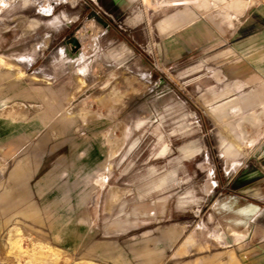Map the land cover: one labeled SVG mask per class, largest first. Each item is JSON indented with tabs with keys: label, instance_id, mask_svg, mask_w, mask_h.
I'll return each mask as SVG.
<instances>
[{
	"label": "rangeland",
	"instance_id": "obj_1",
	"mask_svg": "<svg viewBox=\"0 0 264 264\" xmlns=\"http://www.w3.org/2000/svg\"><path fill=\"white\" fill-rule=\"evenodd\" d=\"M162 1L0 0V55L11 64L0 65V116L36 117L37 136L98 154L73 202L37 221L41 250L11 236L17 264H33L30 254L41 264H236L264 244V216L222 206L245 203L242 189L262 198L264 111L252 121L210 112L250 88L213 98L242 79L253 44L264 49V18L251 27L208 14L171 31L163 17L187 8L157 10Z\"/></svg>",
	"mask_w": 264,
	"mask_h": 264
},
{
	"label": "crops",
	"instance_id": "obj_2",
	"mask_svg": "<svg viewBox=\"0 0 264 264\" xmlns=\"http://www.w3.org/2000/svg\"><path fill=\"white\" fill-rule=\"evenodd\" d=\"M202 1L164 0L157 10L177 9L181 5H186L187 9H177L174 13L165 15L161 22L162 28L172 31L208 14L235 25L236 21L237 24L245 21V25L251 27H255L264 18V8L255 7L253 12V7L241 10L236 17L229 18L220 12H213L210 3ZM190 4L192 6H187ZM39 22L37 20L36 24ZM59 23L55 28L63 25L62 20H59ZM252 48L246 59L240 58L241 68L238 73L242 75V79L234 80L221 92L213 93V98H220L227 93L232 94L241 87L250 88L245 94L213 106L210 112L216 120L228 119L236 110L242 113L264 111V49L261 50L257 44H253ZM60 50H57V54L62 56ZM0 58L1 66H11L2 55ZM4 104L5 99H1L0 106ZM73 147V144L67 142L52 143L47 136H37L36 117L23 119L0 116V264H17V260L20 262L21 250H18L16 256L10 253L11 236L29 235L34 242L26 249L31 251L32 245L37 244V251L41 250L44 244L37 243V221L56 217L59 203H72V189L76 182L98 167V154L92 148L75 152ZM87 180L91 181L89 176ZM259 187L262 193L255 190L254 194L262 196L261 199H253L242 189V195L236 197L245 200V203L234 207V201H229L222 206L240 213L238 210L246 208L251 199L257 202L259 208L249 219L255 220L260 215L264 216V181ZM234 191L235 188L230 190L232 193ZM189 240L190 236H187L186 241ZM256 247L252 250L243 248L238 258L232 260L237 262L236 264H264V244ZM30 256L29 262L35 264L36 255ZM40 256L41 254L37 252V258ZM37 264H41L38 259ZM74 264L86 263L79 261Z\"/></svg>",
	"mask_w": 264,
	"mask_h": 264
},
{
	"label": "bare ground",
	"instance_id": "obj_3",
	"mask_svg": "<svg viewBox=\"0 0 264 264\" xmlns=\"http://www.w3.org/2000/svg\"><path fill=\"white\" fill-rule=\"evenodd\" d=\"M7 1H11V0H7ZM210 5H211V9L213 12H219V8H220V3H223V2H226L227 6H236L240 11L243 10V9H249L253 6L254 4V0H208ZM163 2V1H162ZM8 3V2H7ZM4 4V1L3 3ZM5 5V4H4ZM161 5V4H160ZM1 6V5H0ZM5 7V6H4ZM226 11V10H225ZM243 13V12H242ZM227 17H236L237 14L235 13H229V12H226L225 13ZM244 16V15H243ZM241 18V17H240ZM36 23V22H35ZM34 23V24H35ZM64 52V51H63ZM67 53V52H66ZM263 55V54H262ZM0 62H2L1 58H0ZM82 69V68H81ZM82 71V70H81ZM76 72V71H75ZM239 87V86H238ZM237 111V110H236ZM233 112L234 114L238 112ZM241 113H239L240 115ZM263 114V111L262 110H259V111H251V112H248L247 114L245 113V116H244V120L245 118L247 120H251L252 119H260V117L262 116ZM238 115V116H239ZM241 116V115H240ZM230 149V145H226L224 147V150L222 152V154L225 156L226 153L228 152V150ZM259 206L255 203H249L248 206L246 208H243V209H239L238 211L240 213H243L244 214H249L250 216L254 215L255 212L258 210ZM15 241V240H14ZM17 245V244H16ZM15 246V245H14ZM18 246V245H17ZM36 246V248H34ZM18 248H20L18 246ZM32 249H37V244L35 245H32ZM36 262H37V259H36ZM34 263V262H33ZM36 264V263H35ZM45 264V263H44Z\"/></svg>",
	"mask_w": 264,
	"mask_h": 264
}]
</instances>
